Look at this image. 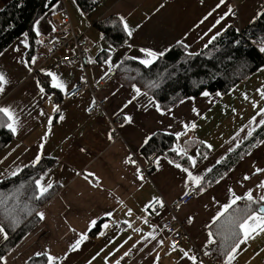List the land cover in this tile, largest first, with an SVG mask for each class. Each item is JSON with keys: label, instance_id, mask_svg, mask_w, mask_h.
<instances>
[{"label": "crops", "instance_id": "0c3cea01", "mask_svg": "<svg viewBox=\"0 0 264 264\" xmlns=\"http://www.w3.org/2000/svg\"><path fill=\"white\" fill-rule=\"evenodd\" d=\"M218 4L220 0H99L82 12L74 0H58L35 21L31 53L27 33L0 53V73L7 80L0 93V107L10 108L16 118V134L11 132L12 140L0 147V180L33 164L39 154L54 159L39 177L41 183L57 187L38 209L44 219L38 217L37 224L1 256L0 264H24L45 252L57 258L56 264H193L184 257L185 251L196 258V264H206L193 251H202L207 244L211 225L231 198L228 190L240 197L251 192L258 200L264 196V187H260L264 172L257 170L264 169V136L203 192L196 190L182 171L187 168L202 178L217 160L222 161L261 125L264 115L258 113L264 108V63L225 93L184 98L169 108L171 112L162 110L163 114L142 90L137 96L132 86L116 79L106 86L99 83L108 72H116L123 58L146 59L142 48L165 53L181 43L188 53H196L217 32L227 27L239 31L264 10V0H224ZM229 7L232 12L225 16ZM64 11L86 43L84 59L67 67L57 63L58 54L46 57L48 49L42 44L52 24L64 18ZM112 15L123 18L133 30L132 36L127 35L118 46L106 42L94 26ZM222 16L224 19L216 24ZM49 72L64 83V91L52 86ZM83 76L94 95L85 91L76 99L63 101L64 93ZM95 98L104 99V107L88 113ZM125 116H130L131 122L126 123ZM157 132L176 137L174 148L186 150V155L181 154L185 161L159 154L152 171L148 175L139 171L138 176L137 169L147 160L141 147ZM188 156L195 159L194 167ZM189 189L195 191L193 198L170 213L165 205ZM153 198L163 202L157 214L146 207ZM109 212L111 216L106 214ZM170 219L184 225L182 250L173 249L171 235L163 228ZM92 220L98 224L96 230V224L90 227ZM81 233L86 239L77 250L69 251ZM5 240L0 234V245ZM238 240L244 242L232 264H264V232L257 229L247 238L241 233Z\"/></svg>", "mask_w": 264, "mask_h": 264}, {"label": "trees", "instance_id": "16d2710c", "mask_svg": "<svg viewBox=\"0 0 264 264\" xmlns=\"http://www.w3.org/2000/svg\"><path fill=\"white\" fill-rule=\"evenodd\" d=\"M57 1L10 0L3 5L0 9V53L23 33L29 36L28 53H31L35 39L34 23ZM98 1L74 0L82 12L92 9ZM94 26L112 46L121 45L126 40L127 34L120 20L113 15L97 21ZM261 46H264V10L239 31L234 27H227L215 40L196 53H188L181 43L175 44L148 67L125 57L119 62L113 79L124 86L135 85L151 96L162 110H166L184 98L200 95L202 91L220 94L228 91L264 63V53L259 51ZM6 124V116L0 113L2 148L12 140L11 131ZM263 136L264 125H260L220 163L215 164L212 171H207L202 176L200 184L203 189L229 170ZM146 141L141 151L147 157L152 153L167 154L174 160L185 161V157L172 151L176 143L174 135L157 132ZM203 154L204 152L199 155ZM53 162V158L43 156L34 166L27 165L17 175L0 180V225L7 233V239L0 245V257L37 224L36 212L56 192L57 187L53 185L42 198L36 199L38 193L35 181ZM262 204L258 199H244L232 204L211 225L210 232L215 241L212 256L214 262L220 263L232 243L240 238L241 231L236 222L242 221ZM97 227L98 224L94 229ZM227 237L231 239L226 241ZM24 264H47V259L44 255H36Z\"/></svg>", "mask_w": 264, "mask_h": 264}, {"label": "snow or ice", "instance_id": "6c2138e0", "mask_svg": "<svg viewBox=\"0 0 264 264\" xmlns=\"http://www.w3.org/2000/svg\"><path fill=\"white\" fill-rule=\"evenodd\" d=\"M224 3V0H220V4H223ZM220 4L217 5V7L220 6ZM232 12V9L231 7H229L228 9V12H226L224 15L227 16L229 15V13ZM257 15H260L259 13ZM224 19V17H220L219 19H217L216 21V24H219L220 23V20ZM38 23V22H37ZM120 23L123 25V30L124 32L129 36L131 37L132 36V29L129 28L128 24L123 20V18H120ZM213 27H215V25H213ZM33 31H36V27L35 25L33 26ZM220 33L217 32L215 36H213L211 38V40H209V43L212 42V40H215L216 39V36H219ZM179 43V41H178ZM207 46V45H206ZM141 52H143L145 54V56L147 57L146 59H140L139 60V63L144 65L145 67H148L149 65H151L153 63V61L157 58V56H163L164 53L163 52H160V53H156V52H153L149 49H141L140 50ZM259 51L261 53H264V46H261L259 47ZM131 59H136V57H130ZM35 58H33L34 60ZM105 63H109V61H105ZM27 67V65H26ZM30 70V69H29ZM49 76L52 77V86L54 88H59L61 91H64L65 90V85L62 81L58 80V78L51 72L48 73ZM7 83V80H6V77L3 73H0V93H2L4 90H5V85ZM132 88H133V91L136 93V95H140V89L137 88L135 85H132ZM41 92H43V89L41 88L40 89ZM146 95V93H145ZM201 95L204 96V97H207L209 95V93L207 91H202L201 92ZM217 95H219V93H217ZM262 97H264V93H261ZM133 99H135V96L133 97ZM189 99H192L191 97H189ZM131 101H129L130 103ZM150 103H152L154 106H155V109L157 112L163 114V111L160 107V105L158 103H156L154 100H151L150 98ZM181 103H183V101H181ZM54 111H58V108H56L54 106L53 108ZM169 112H171V109H168ZM193 112H196V109L193 108L192 109ZM0 113H2L4 116H6L8 118V123L6 124V127L12 132L13 135L16 134V118L12 112V110L8 107H0ZM259 115H264V108H261L259 110ZM60 119L62 120L63 119V116L61 115ZM124 120L126 123H129L131 122V117L130 116H125L124 117ZM259 123L261 125H264V119H261L259 121ZM191 127H195V125H191ZM48 133L45 132L44 136H47ZM176 136L177 138H179L180 136V133H176ZM43 139V137H42ZM109 139H111V135H109ZM147 142V141H145ZM41 148L44 147L43 144L40 145ZM207 147H211L210 145H207ZM253 147H255V145H253ZM232 149L230 148L229 151H231ZM83 151V150H82ZM172 151H176L177 152V155H181V154H185L186 155V150L183 149V148H180V149H177V148H173ZM40 155L37 154L35 159L33 160V166L39 162L40 160ZM190 164L194 167L195 164H196V161L195 159L192 157V156H188L187 157ZM205 159H207V157H205ZM126 163L129 162V161H125ZM134 163V162H133ZM169 163H172L171 161H169ZM216 163H220L219 160H217ZM177 168H181V165L180 164H176L175 165ZM258 171H261V172H264V169H257ZM19 170L17 171H13L11 173L12 176H15L17 175ZM139 169H137V174L139 176ZM182 171L186 172L188 174V178L189 180L192 182V186L193 187H198V190L200 192H203L204 189L203 187L201 186L200 184V181H201V177L198 176V175H193L192 172H190L187 168H182ZM207 171H212L211 168L207 169ZM89 176H92L94 174L92 173H89L88 174ZM139 178H142V177H139ZM245 179H248V177H244ZM219 182V181H217ZM35 185H36V190H37V193L38 195L36 196V199H40L44 196V194L48 191V189H50L52 187V184L51 183H48V184H42L41 183V180L40 179H37L35 181ZM260 187H264V182L261 183ZM229 193L231 194V198L229 200V203L228 204H224L222 205V208H221V213L226 211L232 204H235L237 200L239 199H246L248 201H252L253 200V196H252V193L251 192H246L244 194L243 197H240V196H237L233 191L232 189H229L228 190ZM185 195H188V193L186 192ZM260 200L262 202H264V196H261L260 197ZM156 203H159L161 206H163V202L162 201H159L157 200L156 198H153V201H150L148 205H146V207L148 208H153L154 209V206ZM107 215L111 216L112 213L109 212V213H106ZM127 214H131V210H129V212ZM218 215H220V213H218ZM36 216H38L41 220L44 219V214L42 212H39L37 211L36 212ZM213 219H216V217H213ZM188 222L191 223L192 222V218L189 217L188 218ZM243 237L244 238H247L249 235H251L253 232L257 231V229L260 231V232H264V206L260 207L259 209H257L256 211H253L251 212L250 214L246 215V218H244L242 221H239V222H236ZM96 224V221L95 220H92L90 221V227L91 226H94ZM103 227H107V225H103ZM0 234H3L4 235V239H7V234L5 232V229L4 227L0 226ZM86 239V235L84 233H81L79 235V238L75 240V242L70 246L69 248V251H75L77 250L81 243ZM227 239H231V237H227L226 238V241ZM244 241L243 240H238V241H234L232 243V245L230 246V250L226 253V256H225V260H224V264H232V261L235 259V253L237 251V249L240 247V244L243 243ZM215 243V241L213 240V236H212V233L210 232L208 234V240H207V244L205 245V247H207V245H210V244H213ZM133 247H135V245H133ZM207 255V253H205ZM39 255V254H38ZM44 255L47 257V264H56V257H54L53 255L45 252ZM125 256L128 255V253L126 252L124 254ZM183 255L184 257H187L189 260H191L193 262V264H196V258L194 256H190L189 253L187 251L183 252ZM0 260H3V257H0ZM117 264H119V261H117Z\"/></svg>", "mask_w": 264, "mask_h": 264}, {"label": "built area", "instance_id": "2783aa9c", "mask_svg": "<svg viewBox=\"0 0 264 264\" xmlns=\"http://www.w3.org/2000/svg\"><path fill=\"white\" fill-rule=\"evenodd\" d=\"M64 15V18L61 21H56L52 24V30L42 40V44L48 49L46 57L49 58L58 54L57 63L61 67H67L75 60L82 61L85 57L86 44L85 40L82 38V33L75 32L72 28L66 11H64ZM113 75V71L104 75L99 81L100 85L106 86L109 81L113 80ZM85 91H90L92 95H94L95 92L83 76L66 93H64L62 100L69 101L76 99ZM104 104V99L95 98V101L88 108V113L102 110ZM155 161L156 154L152 153L147 157L145 165L140 169V173L148 175L154 168ZM186 192L188 195H185ZM186 192L177 197L171 204L165 205V208L170 213H173L178 206L188 203L193 198L195 191L194 189H189ZM163 207L164 206H161L159 203H156L154 209L149 208V211L152 214H157L163 209ZM163 228L169 235H171L173 249L182 250V238L185 235L183 223H180L175 219H170L163 223ZM214 246L215 243L207 245L202 251L195 248L193 252L201 259H204L206 264H220L214 262L212 259ZM205 253H207V255Z\"/></svg>", "mask_w": 264, "mask_h": 264}, {"label": "rangeland", "instance_id": "374dc122", "mask_svg": "<svg viewBox=\"0 0 264 264\" xmlns=\"http://www.w3.org/2000/svg\"><path fill=\"white\" fill-rule=\"evenodd\" d=\"M2 5H0V9L3 7V5H5L8 1L10 0H7V1H4V0H0ZM262 12V11H261ZM261 14V13H260ZM259 16V15H258Z\"/></svg>", "mask_w": 264, "mask_h": 264}, {"label": "water", "instance_id": "95a60500", "mask_svg": "<svg viewBox=\"0 0 264 264\" xmlns=\"http://www.w3.org/2000/svg\"><path fill=\"white\" fill-rule=\"evenodd\" d=\"M260 207H262V206H260Z\"/></svg>", "mask_w": 264, "mask_h": 264}]
</instances>
